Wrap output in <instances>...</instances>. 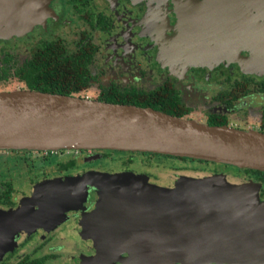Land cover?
<instances>
[{"label":"flooded vegetation","instance_id":"obj_1","mask_svg":"<svg viewBox=\"0 0 264 264\" xmlns=\"http://www.w3.org/2000/svg\"><path fill=\"white\" fill-rule=\"evenodd\" d=\"M60 1H64L85 25L74 48L70 49L60 38L40 40L32 56L16 66L12 47L8 50L1 47L0 76H3V73L12 75L15 68L31 61L44 43L60 42L67 53L66 56L90 44L95 48V56L90 67L93 79L88 87L96 82H104L100 84V93L113 87L123 91L135 88L150 92L169 83L179 92L184 106L191 109L186 117L195 111L194 106L207 104L211 107L206 110V124L210 116H220L228 120L229 126L233 124L230 117L233 112L239 113L237 117L250 119V114L254 113L257 104L253 101L249 104V99L259 97L264 100V63L255 59L256 57H253L250 52H242L237 55L235 62L227 60L213 66L212 69L209 66L185 69L183 64L175 62L164 49L166 35H173L174 28H177L178 20L184 13L218 12L219 19L222 18L220 23H223V18H226L225 13L234 12L237 25L241 22L247 24L250 28L249 36L258 40L259 35L264 34V0H237L236 8L230 2L227 6L221 5L218 0H216L219 3L218 6H207L208 0H155V2L105 0L112 11L111 14L104 9H98L97 0H88L85 7H81L72 0H53L51 8L58 15L56 19L52 16L48 17L49 20L55 19V22L48 27L57 28L61 23L62 10L57 11L60 8ZM154 7L161 12L155 31L146 22L149 10H154ZM242 9H245L244 17ZM221 13L224 14L221 15ZM225 21L227 23V20ZM162 33L164 34L161 36ZM30 35H34V31L28 33L26 37ZM95 35H105L107 39L99 42ZM16 39V37L0 39V43L12 45L18 42ZM256 44L259 45V43ZM232 73H236L235 80L231 79V76H234ZM220 82L225 85L231 83L230 86L224 87L217 84ZM260 110V126L254 129L263 132L264 105ZM67 152L86 153L85 151H60L59 153ZM25 153L34 152L26 151ZM37 153H44L45 156L55 154L52 151ZM87 154L88 156L84 158L89 162L103 159L101 156L98 160H90V157L97 153L91 155L87 152ZM128 154L131 157L123 163L121 171L104 172L107 177H103H106L105 180L109 176L139 179L137 182H114L115 185H112V182H100L97 176L100 177L101 172L93 170L88 176L79 175L69 181L64 178L42 181L33 186L30 197L20 199L17 204L13 184L6 183L4 188H1L2 184H0V256L10 252V256L14 255L13 264H55V261L62 260L63 249L73 247L71 255L69 253L73 260L67 261L68 264H147L143 257H139L142 258L140 260L136 259L135 249L125 244L126 242L131 244L130 238L138 237L140 243V237H144L141 234L144 231L140 230V227L136 228L140 224H137L139 216L138 218L128 217L130 209L128 205L127 207L115 205L117 201L115 198H111L112 202L107 206H102L103 201H106L103 189L106 190L108 187L118 186L120 189L115 188V191L111 192L112 196H124L127 199L135 194L134 191L123 189L127 188V185L140 187L146 185L147 180L150 179L149 182L154 185L162 186L152 181V174L139 170L134 159L136 155L161 156L146 153ZM63 162L58 165L59 171L67 172L77 168L79 158L73 157ZM73 162L75 164L72 167L63 168L66 164ZM177 180L171 189L176 187ZM76 182H80L83 189L81 193L77 190L78 187L73 186ZM71 186L75 194L81 195L77 201L71 197L74 193L70 195ZM262 192L263 189L260 199L264 200ZM115 210L123 213L107 216L108 212L112 214ZM129 221L135 222L134 226H130L131 223L127 225L126 222ZM105 241L108 246L104 245ZM11 245L14 246L10 250ZM45 249L48 252H43ZM260 259L264 261V257ZM60 263L64 264V261Z\"/></svg>","mask_w":264,"mask_h":264},{"label":"water","instance_id":"obj_2","mask_svg":"<svg viewBox=\"0 0 264 264\" xmlns=\"http://www.w3.org/2000/svg\"><path fill=\"white\" fill-rule=\"evenodd\" d=\"M51 1L0 0V37H10L4 31L13 25L32 28L49 14ZM206 5L219 3L208 0ZM218 14L208 11L181 15V18L191 16L198 27V39L190 38L187 43L197 60L204 58L206 49H210V44L206 45L207 33L200 39V31L208 29L204 27L205 18L209 20L211 15ZM225 14L234 34L230 33L222 46L226 49L230 46L232 56L236 53L235 45L229 41L238 37L239 24L235 13ZM183 26L181 31L185 29ZM257 41L264 49V34ZM225 60L196 62V65ZM0 150L151 153L264 173L263 132L229 125L210 126L153 108L31 90L0 93ZM100 157L101 153H97L90 160ZM98 181L115 185L114 182L139 179L109 176ZM184 185L186 188L177 186L169 190L146 183L139 187L141 192L127 185L123 189L136 190L127 199L112 196L115 188L120 189L118 186L103 189L106 194L103 207L115 198V205H128V217L139 216L137 224H140L136 228L145 232L141 233L144 237H140V243L139 238H130L131 244L125 243L135 249L136 259L143 257L147 264H177L180 262L177 260L198 261L196 254H202L204 259L221 254L223 260L231 262L234 257L242 262H257L264 257V200L260 199V188L252 189L248 184L232 183L220 177L202 187ZM117 213L123 212L115 210L112 215ZM126 224L134 226L135 222Z\"/></svg>","mask_w":264,"mask_h":264},{"label":"rangeland","instance_id":"obj_3","mask_svg":"<svg viewBox=\"0 0 264 264\" xmlns=\"http://www.w3.org/2000/svg\"><path fill=\"white\" fill-rule=\"evenodd\" d=\"M137 1V0H136ZM151 2H155V0H150ZM221 2V4H226L224 6H227V4L230 2L233 7L236 8L237 0H218ZM53 0L51 1L52 4ZM97 6L98 9H104L107 11L108 14H111L112 11L107 4L105 0H97ZM62 10V11H61ZM245 9H242V16L244 17V11ZM58 12L61 11V23L59 26L56 27H48V25H51L55 22V19L57 18L56 12L53 11V8H50L49 10V17L52 16L55 19H48L44 22V19L41 18V24L34 23L32 28H26L25 26L22 28H19L18 26L14 27V25L9 28L8 30H5L4 32L7 33V36H10L11 38L16 37L18 42H14V44H8V43H0V48H10L12 47L13 55H14V65H21L23 62L28 60L32 54L35 52V47L39 43L40 40H52V39H62L64 43L70 47V49L74 48V44L78 42L81 32L85 29V25L79 20V18L73 13L71 8L65 4L64 1H60V8L57 10ZM160 13L156 7H154V10H149L148 17L146 19V22L149 24L150 27H152L153 31H155L156 26L158 25V17L160 16ZM231 14L234 12H230ZM158 15V16H157ZM187 18L190 19L189 22H187ZM213 18V19H212ZM219 14L215 17L212 15L210 16L209 20L205 18L204 27L208 28L206 30L200 31L201 37L200 39L204 38L207 33V43L206 45L210 44L209 48L206 50L208 51L204 58L201 60L196 59V55L190 52V47L187 46V43L189 39H193L196 41L197 38V30L198 27L196 24H194L191 21L190 17H182L181 20L182 23L185 24L184 31H181L183 29V24L179 21V27L177 25V28H174L173 35H166L165 39V46L164 49L166 50V53L173 58L175 62L183 64L185 69H188L189 67H211L219 65L220 63H215V59H226L230 61H236L238 58V54L240 55L242 52H250L253 54V57H256L255 59H258L260 62L264 63V49L259 44L257 46L256 43H258L257 40L252 39V37L249 36V27L247 24L241 22V24L237 28L238 37L233 39H230V43L235 45V54L230 56V53L232 48L228 46L229 49L223 48L225 46L226 41L229 39L228 36H230V33L234 34L233 29L230 25L226 23L225 19L223 18V23H220L222 21L219 19ZM2 19V14L0 13V23ZM207 20V22H206ZM236 27V26H235ZM0 28H2L0 26ZM42 28V29H40ZM4 29V28H3ZM21 29H25L24 31H20ZM40 29V30H38ZM45 29V30H44ZM38 30V31H37ZM32 31H34V35H30L29 37H26L28 33L30 34ZM164 33L161 34V36ZM1 38L0 39H7ZM95 38L99 40V42L105 41L107 39V36L105 35H95ZM224 45V46H222ZM254 45V46H253ZM212 47V48H211ZM257 47V48H256ZM215 48V52H212V49ZM225 50V51H224ZM1 51V50H0ZM241 58V57H239ZM245 59V58H244ZM212 60V63H209V65H196V62H208ZM225 60V61H227ZM223 61V62H225ZM231 74V73H230ZM234 76H231L232 80H235L236 73H232ZM219 82V81H217ZM233 82V81H232ZM229 82L227 85L220 83V86L224 85V87L230 86ZM100 84H104V82H96L90 87L84 89L81 91L77 97L80 98H87L90 100H96L100 94L101 86ZM146 87V86H144ZM147 88V87H146ZM24 84L20 83L16 79L10 78L7 81H0V93L3 92H15L18 90H23ZM256 102L254 104H257L255 106V110L253 114H250L251 117L248 120L242 119L237 117L239 113L237 111L232 113L230 115L231 121H232V127L237 128L243 127L245 129L243 130H255L254 128H259L260 124V112L261 107L264 105V100L261 98H253L249 99V104ZM261 103V104H259ZM195 111L185 119L194 120L198 123L206 124L207 115L206 110H208L211 105H205L200 104L199 106H194ZM260 108V109H258ZM238 114V115H237ZM257 131V130H256ZM12 150H0V184H2L1 188H4V184L6 183H12L14 186V189L16 191V204L19 203L20 199H24L27 197H30L29 194L32 192L33 186L48 180V179H65L66 181L71 180V178L78 177L79 175H87L92 174V171H100L101 176H97L100 180H105L106 175L104 172H119L122 169V165L124 162L128 161L130 159V154L128 153H120V152H91V155H94V153H101V156L103 159L98 161H91L85 160V156H88L86 153L81 154H70L67 153H59L55 152L53 155L45 156L44 153H37L39 151H33L32 154H26L24 151H15L11 152ZM65 152V151H63ZM73 157L79 158V163L76 169L71 171H65L60 172L59 171V164L64 163L63 161L69 160ZM135 164L141 171H146L149 173V175L152 174V181L155 183L162 185L158 186L161 188L171 189V186H173L174 182L177 180V186H180L182 188L184 187V184H189V186H198L202 187L204 186V183L206 184L209 181H215L217 178H225V180L230 181L232 183L237 184H248L250 188L255 189L257 186V189L260 188V190L264 189V183L256 180L255 178L245 174L243 170H238L235 168H228L225 165H219L215 163H200L193 160H178L168 157H155V156H142V155H136L134 156ZM106 176V177H103ZM52 181V180H51ZM147 184L154 186L153 183L149 182L150 179L147 180ZM146 183V182H145ZM170 187V188H169ZM175 187V188H176ZM135 188H139L138 185L135 186ZM142 188V185L140 186ZM139 192L142 191V189ZM134 192L136 190H133ZM139 238V237H138ZM71 243V242H69ZM14 245H11V249H13ZM48 248V247H46ZM73 250V247L63 249V255L62 260L55 261V264H59L60 261H64V264H68L67 261H72L73 258L70 257L71 252ZM43 252H48L47 249H45ZM70 253V255H69ZM182 254V253H180ZM197 257H199L198 261L190 263L188 259L177 260L180 261L177 264H264V261L261 259H257V262L251 261H239L240 258H232L233 262L231 261H225L222 258L221 254H213L210 256L209 259L207 257H203L202 254H196ZM221 255V258H220ZM14 261V255L10 256V252L6 253V255L0 256V264H13ZM61 264V263H60Z\"/></svg>","mask_w":264,"mask_h":264},{"label":"trees","instance_id":"obj_4","mask_svg":"<svg viewBox=\"0 0 264 264\" xmlns=\"http://www.w3.org/2000/svg\"><path fill=\"white\" fill-rule=\"evenodd\" d=\"M72 2L85 7L88 0H72ZM65 54L67 53L60 42L44 43L31 61L21 67H14L12 75L3 73V76H0V80L5 81L13 77L24 84V89L26 90L77 96L82 90L88 88L93 79L90 67L93 64L95 48L93 45L87 44L80 51L70 56H66ZM98 101L153 108L154 110L179 118H186L191 112V109L184 106L179 97V92L169 83L150 92L140 91L135 88L124 91L117 87L108 88L99 94ZM207 124L210 126H223L228 125V120L220 116H210ZM156 156L182 161L193 160L208 164V162L195 159L158 154ZM74 164L75 162L66 164L63 168H70ZM243 171L245 174L264 183V173L254 170ZM262 196H264V189Z\"/></svg>","mask_w":264,"mask_h":264},{"label":"bare ground","instance_id":"obj_5","mask_svg":"<svg viewBox=\"0 0 264 264\" xmlns=\"http://www.w3.org/2000/svg\"><path fill=\"white\" fill-rule=\"evenodd\" d=\"M51 6H52V4L50 3V8H51ZM47 15H48V12L42 17V19H44V21L47 20V18L49 17V15H48V16H47ZM41 16H42V15H40V17H41ZM46 16H47V18H46ZM37 23H38V24H41V23H43V22H41V20H40V21L37 22ZM73 186L78 187L77 190L80 191V193L82 192L83 189H82L81 186H80V182H76V184L73 185ZM71 188H72V186L70 187V189H71ZM73 190H74L73 188H72V190H70V191H72V192L70 193V195L74 193ZM80 196H81V195H80ZM80 196H79L78 194H75V193H74V195H72L71 197H73V199H76V201H77L78 199H80ZM109 215H112V214L108 212V213H107V216H109ZM110 218H111V217H110ZM101 219H102V218H101ZM104 245L108 246L107 241L104 242ZM117 252H118V251H117Z\"/></svg>","mask_w":264,"mask_h":264}]
</instances>
